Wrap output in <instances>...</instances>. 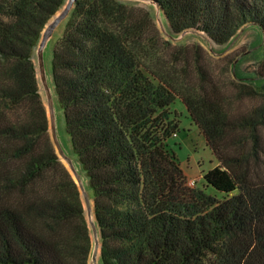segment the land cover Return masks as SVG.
<instances>
[{
    "label": "trees",
    "instance_id": "trees-1",
    "mask_svg": "<svg viewBox=\"0 0 264 264\" xmlns=\"http://www.w3.org/2000/svg\"><path fill=\"white\" fill-rule=\"evenodd\" d=\"M152 1L174 35L194 30L222 46L246 25L258 29L262 58L239 97L259 95L264 0ZM64 3L0 0V264L89 261L84 208L52 146L34 63ZM133 7L77 0L51 47V87L93 201L98 264H264V107L234 113L197 60L194 84L187 58L176 66L181 52L162 62ZM175 99L217 161L199 188L169 146Z\"/></svg>",
    "mask_w": 264,
    "mask_h": 264
},
{
    "label": "rangeland",
    "instance_id": "rangeland-1",
    "mask_svg": "<svg viewBox=\"0 0 264 264\" xmlns=\"http://www.w3.org/2000/svg\"><path fill=\"white\" fill-rule=\"evenodd\" d=\"M127 2L133 3L135 6L133 7L135 9L132 10L135 18L143 19L145 17L142 23L144 26V37L146 41H151V43L155 44L154 48L157 49L162 62L172 61L170 58L172 52H181L180 62L176 66L177 68L183 67L184 58H187L188 76L191 83L194 84L197 81L195 72V62L197 60L209 72L218 88L223 92V95L229 99L230 108L234 113H245L264 107V87L256 90L259 95L249 97L242 95L239 97L241 90L246 91V88L252 86L249 84L250 79H255L256 69L262 58L260 48L261 33L258 29L251 25H246L238 30L226 44L219 46L211 42L203 33L194 30H187L184 35V31L179 35H173L163 18L166 32L172 34L175 39L171 40L161 32L154 9L144 2ZM145 12H149L150 20L144 16ZM61 30L59 28L54 33L53 41L57 39ZM53 41L44 53V61L48 71L50 69ZM165 42H170V46H166ZM254 83L257 85L264 84V80H254ZM170 111L176 115L178 129L175 136L169 139V146L173 150L181 169L189 177L187 185L194 183L192 187L199 188L201 186L202 173L213 169L217 165V161L205 146L203 137L190 120L184 105L179 99H175L171 104ZM56 131L61 144L71 156L59 111H57L56 115ZM261 132L264 138V127L261 128ZM207 193L214 194L211 189H207Z\"/></svg>",
    "mask_w": 264,
    "mask_h": 264
},
{
    "label": "water",
    "instance_id": "water-1",
    "mask_svg": "<svg viewBox=\"0 0 264 264\" xmlns=\"http://www.w3.org/2000/svg\"><path fill=\"white\" fill-rule=\"evenodd\" d=\"M77 0H65L62 8L57 11L46 23L44 29L41 32V36L34 53V63L37 74V80L39 89L43 97L44 105L46 108L47 119H48V131L52 146L59 160L66 167L74 182L79 190L81 202L84 208L87 225L91 235V251L88 264H98V258L100 253V236L97 226L95 224L93 201L87 191V184L85 179L73 158L67 153L63 145L61 144L56 131V115L57 108L55 99L51 87V81L49 80V71L46 68L44 61L45 50L49 47L53 41L54 33L60 28V26L67 20L71 11L73 10ZM120 2L126 1H138L144 2L149 7L155 10V15L159 28L163 35L168 39L175 40L173 35L166 32L165 24L163 20V14L157 4L152 0H118ZM186 31L183 32V35ZM179 35V34H178Z\"/></svg>",
    "mask_w": 264,
    "mask_h": 264
},
{
    "label": "crops",
    "instance_id": "crops-1",
    "mask_svg": "<svg viewBox=\"0 0 264 264\" xmlns=\"http://www.w3.org/2000/svg\"><path fill=\"white\" fill-rule=\"evenodd\" d=\"M184 174H185L186 178L188 179L189 178L188 175L185 172H184ZM202 174H204V172Z\"/></svg>",
    "mask_w": 264,
    "mask_h": 264
},
{
    "label": "built area",
    "instance_id": "built-area-1",
    "mask_svg": "<svg viewBox=\"0 0 264 264\" xmlns=\"http://www.w3.org/2000/svg\"><path fill=\"white\" fill-rule=\"evenodd\" d=\"M173 136H175V134H173ZM193 184H194V183H191V185H188V186L192 187Z\"/></svg>",
    "mask_w": 264,
    "mask_h": 264
}]
</instances>
